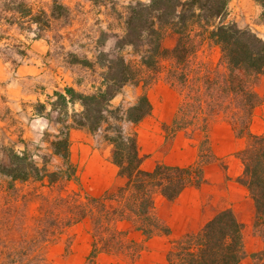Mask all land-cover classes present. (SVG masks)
<instances>
[{"label":"trees","instance_id":"16d2710c","mask_svg":"<svg viewBox=\"0 0 264 264\" xmlns=\"http://www.w3.org/2000/svg\"><path fill=\"white\" fill-rule=\"evenodd\" d=\"M255 1L261 8L259 19L264 22V0ZM229 3L136 1L128 8L124 34L115 43L116 54L100 52L95 62L74 58V63L102 69L101 82L90 94L72 87L55 93L60 109L76 102L83 107L71 115L72 123L59 119L62 127L50 142L53 154L63 160L62 167L51 171L48 161L40 166L27 149L7 150L9 163L0 165V178L8 180L6 187L0 186V200H4L0 213L9 219L4 226L6 233L0 235V264H51L45 247L83 223L90 226L91 264L104 253L140 254L143 245L131 240L130 229L124 225L140 231L146 239L158 234L171 236V229L156 215L157 197L174 201L186 188H199L205 183L204 167L215 160L209 130L216 122L228 124L236 135L247 138L245 148L237 154L243 164L238 181L254 200V229L264 237V134L250 130L255 112L263 103L257 87L264 75V40L231 19ZM53 4L58 6L57 0ZM7 10L18 16L5 18L6 22L32 31L35 39L42 38L38 34L42 17L33 7L19 0ZM170 32L178 39L172 49H165L163 42ZM205 43L220 48L215 65L198 60ZM128 47L133 51L131 60L124 55ZM162 75L182 96L173 132L182 131L190 137L201 133L203 140L199 158L192 165L157 162L146 170L137 134L127 132L124 124L137 126L151 115L147 89ZM128 85H142V94L130 106L113 108L111 102ZM73 128L103 133V140L113 147L111 161L124 179L123 185L100 196L84 188L70 149ZM72 182L78 189H68ZM27 185L32 190L22 194ZM33 199L40 201L39 214L28 224L26 209ZM16 231L19 241L13 238ZM171 244L166 255L168 264H240L247 257L244 225L232 208L217 213L197 234L172 239ZM250 256L254 264H264V248Z\"/></svg>","mask_w":264,"mask_h":264},{"label":"rangeland","instance_id":"374dc122","mask_svg":"<svg viewBox=\"0 0 264 264\" xmlns=\"http://www.w3.org/2000/svg\"><path fill=\"white\" fill-rule=\"evenodd\" d=\"M16 1L19 0H0V59L7 62L11 67L21 63L24 57L21 52L25 51L26 53L28 46L26 40L35 37L32 31L19 29L17 25L9 24L4 20L18 16H14L7 10ZM24 1L28 6L33 7L35 14L37 13L42 17L38 34L42 36L41 39L49 44V60L53 67L63 68L73 74L75 80L86 87L87 93L85 94L94 92L99 86L103 70L98 67L90 69L80 63H74V58L95 62L100 52L116 54L115 43L117 38L124 34L129 6L136 1L149 2V0H57L58 6L55 7L53 0ZM60 5L65 7H60ZM260 14L261 8L258 18L252 20L249 25L251 26L250 29L264 40V22L260 21ZM33 30H36V26H33ZM177 39L178 35L170 32L164 39V48L172 49ZM132 52L130 47L125 49L124 55L127 59H133ZM220 56L219 47H209L205 43L198 55V60L215 65ZM142 92V85L139 87L128 85L113 99L111 105L113 108L119 105L130 106L136 102ZM147 94L153 108L151 115L137 126L124 124L127 132L137 134L140 152L145 158L143 168L150 170L157 162L171 165L181 163L190 156V146H194V144L199 147L200 154V145L203 140L201 133L190 137L182 131L173 132V121L182 100L180 92L172 87L162 75L148 87ZM259 110L255 112L256 117ZM224 128L225 126L221 122L212 124L209 130L210 136L223 135ZM88 134H90L95 144L94 147L97 149L95 155L91 152L83 159L80 156L72 157L77 166L81 183L84 188L96 196L102 194L97 188L101 186L102 182L111 184L109 190L115 191L117 187L124 184V180L120 177L115 178L117 167L111 161L113 147L103 140L102 132L97 134L88 132ZM46 138L49 142L55 140ZM15 145H0V165H8L7 150L9 148L20 151ZM29 153L32 156L38 155L33 156V158L40 166L44 165L45 160L48 161L47 167L51 171L63 166L61 157L54 158L46 154H38L32 148ZM7 183V179L0 178V186L6 187ZM18 186L21 187L20 184ZM68 189L76 190L78 185L72 182ZM31 190L32 186L27 185L22 194ZM3 203L4 200H0V207ZM39 206V200L33 199L29 202L26 209L28 224H31L32 218L39 214ZM8 219L7 215L0 213V235L6 233L4 226ZM243 225L247 257L240 264H247L252 261L250 255L256 248L257 240L261 249L264 248V237L254 229V220L248 225L244 223ZM13 238L19 241L20 233L14 232ZM91 242L90 226L87 223L76 225L63 234L61 238L45 247L46 259L51 264H91L89 259ZM168 244L169 248L173 247L170 242ZM0 248H2L1 244ZM136 258L127 252L122 254L104 253L100 255L96 264H133L137 260Z\"/></svg>","mask_w":264,"mask_h":264},{"label":"crops","instance_id":"0c3cea01","mask_svg":"<svg viewBox=\"0 0 264 264\" xmlns=\"http://www.w3.org/2000/svg\"><path fill=\"white\" fill-rule=\"evenodd\" d=\"M229 10L231 19L241 28H251L249 24L258 18L260 6L255 0H230ZM26 43V54L17 66L11 67L0 59V145L16 144L20 151L32 148L38 154L55 158L58 156L53 154L46 137L54 139L59 134L62 127L59 119L72 123L71 115L83 110L79 102L69 103L67 108L60 109L55 93H64L66 87L87 93L86 87L67 70L53 67L47 41L32 37ZM257 91L264 98V75ZM258 109L261 111L257 117L254 115L250 130L255 134H264V103ZM222 124L225 126L223 135L210 136L209 133L215 160L204 167L205 183L199 188H186L174 201L157 197L156 215L171 229L172 235L158 234L146 239L140 231L124 225L130 229L131 240L143 245L133 264H168L166 255L172 239L197 234L224 209L232 208L238 220L246 225L255 219L254 200L248 188L238 181L243 164L237 154L245 148L247 139L236 135L228 124ZM70 143L72 157L83 159L91 152L95 155L97 151L90 134L83 129H71ZM190 151V156L176 165L186 167L195 163L199 158V147L194 144L190 146ZM119 177L117 169L115 178ZM100 185L97 188L102 194L111 187L107 182ZM259 250L261 246L257 240L253 251ZM247 264H253V260Z\"/></svg>","mask_w":264,"mask_h":264}]
</instances>
